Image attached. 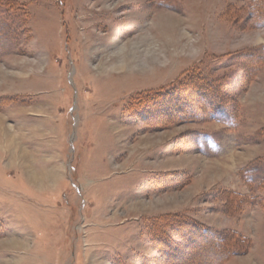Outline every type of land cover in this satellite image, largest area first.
<instances>
[{"label": "rangeland", "instance_id": "rangeland-1", "mask_svg": "<svg viewBox=\"0 0 264 264\" xmlns=\"http://www.w3.org/2000/svg\"><path fill=\"white\" fill-rule=\"evenodd\" d=\"M0 264H264V0H0Z\"/></svg>", "mask_w": 264, "mask_h": 264}, {"label": "bare ground", "instance_id": "bare-ground-1", "mask_svg": "<svg viewBox=\"0 0 264 264\" xmlns=\"http://www.w3.org/2000/svg\"><path fill=\"white\" fill-rule=\"evenodd\" d=\"M115 67V66H114ZM117 67V66H116ZM123 67V66H122ZM104 69V68H103ZM106 69V68H105ZM124 69V68H123Z\"/></svg>", "mask_w": 264, "mask_h": 264}, {"label": "trees", "instance_id": "trees-1", "mask_svg": "<svg viewBox=\"0 0 264 264\" xmlns=\"http://www.w3.org/2000/svg\"><path fill=\"white\" fill-rule=\"evenodd\" d=\"M220 116V115H219Z\"/></svg>", "mask_w": 264, "mask_h": 264}]
</instances>
